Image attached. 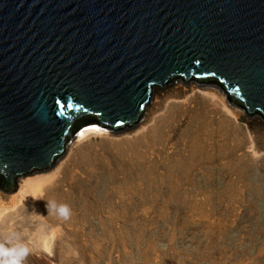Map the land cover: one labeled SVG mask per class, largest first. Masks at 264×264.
Here are the masks:
<instances>
[{
    "label": "water",
    "instance_id": "water-1",
    "mask_svg": "<svg viewBox=\"0 0 264 264\" xmlns=\"http://www.w3.org/2000/svg\"><path fill=\"white\" fill-rule=\"evenodd\" d=\"M178 79L264 118V0H0L1 188L84 124H133Z\"/></svg>",
    "mask_w": 264,
    "mask_h": 264
},
{
    "label": "rangeland",
    "instance_id": "rangeland-1",
    "mask_svg": "<svg viewBox=\"0 0 264 264\" xmlns=\"http://www.w3.org/2000/svg\"><path fill=\"white\" fill-rule=\"evenodd\" d=\"M169 119L151 138L159 150L164 134L172 137L169 153L150 166L135 161L109 168L99 161L94 177L65 199L72 216L61 220L66 232L54 264H264V167L231 166L226 154L215 163L212 152H196L198 138L203 131L212 140L223 136L210 126L176 127ZM262 123L254 130L264 140ZM9 193L1 188L0 200L7 203ZM32 256L35 264H49Z\"/></svg>",
    "mask_w": 264,
    "mask_h": 264
},
{
    "label": "bare ground",
    "instance_id": "bare-ground-1",
    "mask_svg": "<svg viewBox=\"0 0 264 264\" xmlns=\"http://www.w3.org/2000/svg\"><path fill=\"white\" fill-rule=\"evenodd\" d=\"M242 115L245 119L240 123ZM167 117L176 122V127L185 128L195 122L205 130L210 126L211 131L223 136L221 140L218 136L212 140L213 137L204 136L203 131V136L198 138L196 152L200 154L203 149L212 152L214 159L210 160L215 163L222 164L219 161L226 154L228 163L241 161L255 169L264 167V140L254 130L255 126L263 124L261 117L247 115L242 107L230 101L218 83L170 80L153 90L149 104L133 124L120 129L84 124L90 126L78 131L50 168L15 177L7 203L0 200V240L12 235L28 244L32 253L27 257L29 263L26 260L25 264L36 263L32 254H39L49 264H54V254L64 242L66 226L58 216L47 213V201L63 203L81 191L84 182L92 179L99 169V161L109 168L114 165L121 169L135 161L150 166L161 152L169 153L172 148L169 135L164 134L159 150L151 143L155 130ZM225 135L229 137L221 144L227 138ZM224 144L227 145L225 152L221 151ZM87 160L91 162L89 168L83 165ZM30 227L35 229L25 240Z\"/></svg>",
    "mask_w": 264,
    "mask_h": 264
},
{
    "label": "clouds",
    "instance_id": "clouds-1",
    "mask_svg": "<svg viewBox=\"0 0 264 264\" xmlns=\"http://www.w3.org/2000/svg\"><path fill=\"white\" fill-rule=\"evenodd\" d=\"M46 209L48 214H55L62 221L72 216L71 206L67 203L47 201ZM31 253L32 249L19 236L9 235L0 240V264H25Z\"/></svg>",
    "mask_w": 264,
    "mask_h": 264
},
{
    "label": "snow or ice",
    "instance_id": "snow-or-ice-1",
    "mask_svg": "<svg viewBox=\"0 0 264 264\" xmlns=\"http://www.w3.org/2000/svg\"><path fill=\"white\" fill-rule=\"evenodd\" d=\"M67 107H68V108H71L72 105H71V104H68ZM61 108L63 109V106H61ZM93 127H95V126H93ZM81 134H82V133H81Z\"/></svg>",
    "mask_w": 264,
    "mask_h": 264
}]
</instances>
